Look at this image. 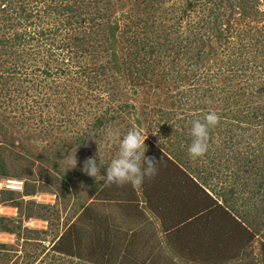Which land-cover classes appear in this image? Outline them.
I'll list each match as a JSON object with an SVG mask.
<instances>
[{
  "label": "rangeland",
  "instance_id": "rangeland-1",
  "mask_svg": "<svg viewBox=\"0 0 264 264\" xmlns=\"http://www.w3.org/2000/svg\"><path fill=\"white\" fill-rule=\"evenodd\" d=\"M61 1L67 0H14L15 7L24 5L22 13L31 12L32 17L18 22L14 16L19 8H14V14L5 13L10 18L7 25L1 23L0 37L36 35L25 43L20 57H9L0 69L2 132L13 138V153L4 154L5 166L9 177L22 180L24 188L42 190L21 198L25 204H46L56 213L48 217L50 223L35 215L31 219L22 217L23 226L47 230L48 235L35 239L23 231L17 236L0 234V242L12 244L11 253H15L6 261L0 253V264H93L68 256L59 260L52 257L51 250L43 256L57 230L62 231L63 225L77 218L79 203L95 205L96 211L109 215L111 224L117 223L120 232L128 233L126 243L117 250L135 254L139 262L146 259L141 264H205L194 250L213 247L230 238L235 229L240 234L242 224L246 232L240 237L244 244L241 259L227 264H264L260 250L264 245V190L258 193V182L264 177L255 175H264V0H97L94 4L93 0H77L82 4L81 17L72 15L79 10L55 13L52 6ZM79 18L90 22L78 25L74 20ZM90 18L99 24L94 26L99 35L89 33L93 23ZM115 22L118 27L115 38H111L107 26ZM74 36H85V41H74ZM135 40L137 46H132ZM113 41L114 51L110 50ZM91 46H96L95 50ZM199 47L203 50L196 59L195 49ZM15 48L20 52L21 48ZM136 49V68L146 75L143 81L131 86L112 70L105 71L111 67L112 52L125 66L132 58L128 50ZM184 50L188 52L180 53ZM176 52L181 56L176 58ZM11 64L16 72L7 71ZM240 66L245 68L243 76L233 74ZM93 67L98 69L95 83L90 72ZM232 75H238V79ZM243 86L249 89L238 95V88ZM123 102L128 105L122 111L112 107ZM209 112H215L219 120L209 128L207 152L194 159L187 150L191 124L195 119L203 121ZM100 116L109 122L83 138L80 148L75 147L74 140L89 133ZM133 129L146 137V156H167L184 170L185 176L178 177L177 191L169 182L168 172L156 171L154 176L144 178L148 197L143 201L139 185H105L81 171L84 161L98 152L100 174L104 175L118 155L119 138ZM109 130L119 136L106 146L104 136ZM57 149L63 155L54 165L50 159ZM74 158L76 165L72 167ZM163 163L169 167L166 160ZM67 172L77 174L76 182L69 184L72 196H63L61 182ZM230 187L235 194L225 204L222 196ZM123 188L133 191H129L130 204L137 208L129 216L116 201H100L107 198L103 190L115 199ZM174 191L181 202L176 201ZM149 198L157 204L153 213L145 209L150 206ZM2 200L0 196V215L16 217V209ZM217 206L231 216L227 218L229 225L223 222L225 231L217 239L205 236L196 225L191 227L195 220H186L194 216L203 221L205 216L196 214L207 210L208 222H221L223 218L217 213L223 212ZM177 209L181 222L167 224L173 227L169 233L164 218L170 223ZM251 231H255L254 237H250ZM132 235L135 242L130 241Z\"/></svg>",
  "mask_w": 264,
  "mask_h": 264
},
{
  "label": "trees",
  "instance_id": "trees-1",
  "mask_svg": "<svg viewBox=\"0 0 264 264\" xmlns=\"http://www.w3.org/2000/svg\"><path fill=\"white\" fill-rule=\"evenodd\" d=\"M71 2V3H70ZM95 2H97V0H93L92 4H94ZM14 0H0V30H2L1 27V23L7 25V20H9V16H5V13L7 11H10L11 15L14 14V8H19V13H15L16 16H14V18L18 19V22L20 21V19H25L28 20L30 19L31 16V12L29 13H22L25 12L26 8L24 5L19 4L16 7L13 5ZM216 5H218V2H215ZM62 5V6H61ZM81 5L80 3H77V0H71V1H61L59 4L52 6V9L55 11V13L59 14V15H65L64 12L66 13H74V12H79L78 13H74L72 14L74 17L76 16H80L81 17ZM78 18V17H77ZM71 19V18H70ZM91 21H93V23L90 25V29L91 31L89 33L99 35L98 33V29L97 27L95 28L94 26H98L99 24H97L93 18H90ZM86 18H79L74 20L76 23H78V25H80L81 23H85V22H90V21H86ZM117 23L115 22L112 25H108L107 29L109 32V35L111 38H115V31L117 29ZM18 24V23H16ZM40 35H43L44 33L40 32ZM35 35V34H34ZM217 35H222L221 33H217ZM36 36V35H35ZM35 36H27L25 33H21V34H13V36L11 38L8 37H0V69L1 67L7 62L9 57H20V54L23 53V46L25 45V43L27 42H31L32 40H34ZM81 37V36H80ZM223 37V36H222ZM74 41H85V36H82L81 38H79L78 36H74L73 37ZM87 41H89L88 39H86ZM114 40V39H113ZM101 41V40H99ZM137 40L132 41V46H137ZM114 41L110 42V50L114 51ZM99 45V44H98ZM15 46H17V48H21L20 52H17V49L15 48ZM97 46V45H96ZM96 46H91L92 50H95ZM154 48H152V50H150V53H152L154 50ZM195 53V57L194 58H198L199 54L201 53V50H203L202 47H199ZM84 53L86 52L85 50L83 51ZM188 50H184L181 51L180 53H187ZM177 53V52H176ZM4 55H6V58H4ZM128 56H132L131 60H129V62L125 61L123 63H125V66L119 64V61H117L116 58V54L115 52H112V61L111 63V67L107 68L105 71H109L112 70V73H114L115 75L119 76V79H124L127 81L128 84H131V86L136 85L139 81H143L146 77V75H142L141 73L144 71H142L141 69H137L136 65H138V62L136 59V57H138V49L134 50V51H129L128 50ZM181 55H178V53L176 54V58L180 57ZM2 60V61H1ZM180 60V59H179ZM122 63V64H123ZM12 68L7 70V71H11V73L16 72V69H13V65L11 64ZM98 69L97 68H92L90 69V72L93 73V81L94 83L96 82V80L99 78L98 77ZM139 71H141L139 73ZM245 71V68H243V66L237 67L233 74H236V72L239 74H242ZM83 73V71L81 72ZM238 75H235L233 77V79H238ZM205 77V76H203ZM115 81V79H113ZM124 80L122 81L124 86L127 85ZM238 95H244V92L247 91L249 88L248 87H241L238 88ZM197 90V89H196ZM112 98H110L109 102L112 103ZM128 104L126 103H122V104H118L116 107L112 106L115 111H122L127 107ZM253 116L256 115V113H252ZM114 117L111 116V119H113ZM5 119V117H4ZM2 120L0 119V122ZM109 122L108 119H106L104 116H100L98 118H96L95 123L93 124V127L91 129V131L89 133H86L84 135H82V137L76 138L74 140V145L77 148H80L81 144L83 143V138L86 137H90L91 135H94V132H92L94 129L103 126L105 123ZM4 124V122H1V126H0V135L2 134V141L0 140V181H3L5 178L10 176V173L8 171V169L5 166V153H13L11 151V147L13 146V138H7L5 133L2 132L3 130H5L4 127H2ZM63 151L60 149H57V151L55 152V154L52 156L53 160L50 159L52 164H56V160H59V158L61 157V155H63L62 153ZM21 158V157H20ZM37 159L40 161H46L45 157L43 156H37ZM158 161L157 164V171L158 172H162V173H166L168 172L167 176L168 179L170 180V184L174 187L173 189L177 191V189L180 187L177 186V181L180 179L178 178L179 176L184 177L185 176V172L184 170L180 167L177 166V164L172 160H169L167 158V156H163L160 157L159 155L155 158ZM163 160H166L169 163V167H165ZM161 163V164H159ZM184 172V173H183ZM12 173V172H11ZM178 175V176H177ZM256 177L262 178L264 177L263 173H255ZM13 176V175H12ZM11 176V177H12ZM65 181H62L61 183L64 185L65 187V192L63 193L64 195H74V193L70 192L69 189V184H72L74 182H76V178H77V174H74V172H67L63 174ZM177 176V177H176ZM176 178V179H175ZM31 181H35V179H31ZM180 182V181H179ZM122 185V184H121ZM146 183L142 182L138 188L139 191L141 192V197L142 200L145 201L146 198L148 197V192H146L145 189ZM129 187V186H128ZM124 190H122L120 193L117 192L119 194V196L115 199L110 198L109 196L106 195V193H104V190L102 191V193L105 195V197H107L106 199H102L100 201H106V202H113L116 201L117 204L120 207H123L125 210L123 211H127V215L129 216V214H134L132 213L133 211L137 210V208L135 209V206L131 205L130 203L132 202L130 198V192H133L132 190L127 191L126 188H123ZM1 190V189H0ZM259 190H264V178H262V180H259L258 182V191ZM39 191L38 188L36 187H26L24 188L23 186V190L22 192H14V191H7V190H1L0 191V196H2V201L3 202H7L6 206H9L11 208L16 209L17 212V216L16 217H7L4 215H0V234H7V235H21V231H23L26 234H33L34 238L37 239V237H40L42 235H48L47 230H43V229H31L28 227L23 226V220L22 217H26L27 219H31L34 215L37 219H41L43 221H46L47 223H50V217L51 215L55 214L56 212H52L50 209L51 207L49 205L46 204H37L35 202H25L21 199V198H25V196H29V195H33L34 193H37ZM176 191H174L175 194V199L178 202H181L180 200H178L177 198V194ZM21 193L20 197L19 196H15L14 194H18ZM145 193V194H144ZM225 194H220L219 195H223L222 196V201L223 203L227 204L229 199H232V194L234 192V188L230 187V189L226 192H224ZM260 193V191L258 192ZM180 194V193H179ZM76 197V196H74ZM228 197V198H225ZM129 199V200H128ZM150 203L149 208H145L148 209L149 212L153 213L154 211V206L153 205H157L156 203H152V200L149 198L147 199ZM177 203V202H176ZM95 206V205H94ZM94 206H90V205H85V204H78L77 208H78V215L77 218L66 224L63 225L62 227V231L57 230L59 232L55 233V235L53 236V238L51 239V241L49 242L48 245H50V248L46 251V253L43 255L45 256L48 251H52V257L56 256L59 260L60 257H64V256H68L71 258H77V259H81L83 261L86 262H90L93 264H132L134 262H137L138 264L141 263H145L146 259H144L143 261H138V259L135 258V254H131L128 253L127 251H122L119 252L117 250V248L120 250L121 245L126 243V237H128V233H122L120 232V227L117 226V223L111 224L110 221V217H108L109 215L106 214H102L98 211L95 210ZM118 206V207H119ZM34 207L38 208V209H34ZM219 207L220 212L223 213H217V217L218 218H223L221 220V222H217L213 221V222H208L207 219V215L210 214V212H208L207 210L204 211H200L199 213H197V216H205V219L203 221L198 220L197 218H193L194 216H191L189 218H187V222L190 223L191 227L193 225H196L195 227H197L196 229H200V231L204 232L205 236H209L210 238H218V235H220L221 233H223L224 230V226H223V222L227 223V218H231V216L229 215V212L226 213L225 210L222 206H217ZM175 208V207H173ZM177 208H179L181 210V206H178ZM212 208H210L211 210ZM47 210V212H46ZM129 211V212H128ZM167 211V209L164 207V213ZM175 211V212H174ZM215 211V209H214ZM74 212H77V210H75ZM173 219L169 222H167L164 218V225L167 224H177L179 222H181L180 219V215L181 212L177 209V210H173ZM168 219V218H167ZM220 220V219H219ZM195 223V224H193ZM228 225L230 223H227ZM242 224V223H241ZM183 224H179V226H182ZM185 225V224H184ZM168 228L165 229V231L170 230L169 233H172V228L170 225H167ZM177 226V225H176ZM174 225V228L176 227ZM242 226H244L242 224ZM239 225L240 230V234L237 233V229H235V232H232L229 236L230 238L227 239H220L222 241L220 242H216L214 243V246H208L206 245L205 248L203 247H198L196 248V250H194L193 254L196 255L197 258L202 259V261L205 262V264H210V262L212 264H217V262L219 261V263L221 264H227L228 262L232 263L234 261H239L241 259V251L240 248H243V242L241 240V236L242 233L246 232V228L242 227ZM176 233H180V231H178V229H176ZM252 234L250 235V237H254V233L255 231H251ZM117 233V234H116ZM237 233V234H236ZM121 236H120V235ZM189 234L193 235V232H190ZM130 238V237H129ZM230 239V240H229ZM132 240V242H135L134 236L132 235V237L130 238V241ZM41 241V240H39ZM124 242V243H123ZM238 244V245H237ZM11 245V246H10ZM12 244L9 243H4V242H0V253H1V258L3 260H10V254L15 255V253H11L14 250L12 249ZM183 246V244H181V247ZM237 246V247H236ZM240 246V247H239ZM242 246V247H241ZM73 249V250H72ZM235 249L238 250V252H235ZM260 250L263 252L264 255V245H261ZM174 251H178V250H174ZM181 252V250H180ZM177 255V253H175ZM213 254V255H212ZM262 260L264 261V256H262ZM218 263V264H219ZM6 264V263H3Z\"/></svg>",
  "mask_w": 264,
  "mask_h": 264
},
{
  "label": "clouds",
  "instance_id": "clouds-1",
  "mask_svg": "<svg viewBox=\"0 0 264 264\" xmlns=\"http://www.w3.org/2000/svg\"><path fill=\"white\" fill-rule=\"evenodd\" d=\"M218 120L219 117L215 112H209L205 115L203 121L199 119L192 121L190 129L192 139L187 149L192 158L202 157L207 152L209 128L215 126ZM118 136L119 134L116 131H107L104 136L105 145L110 146ZM145 139V135L139 130H129L119 138L118 155L107 165L104 175L100 174L102 164L100 163L101 157L98 152L96 156L89 157L84 161L81 171L95 180L99 178V181H103L105 185L130 183L138 186L145 177L154 176L157 171L158 161L154 157L145 155L147 150V145L144 143ZM72 164V167L76 165L75 158ZM3 181H0V183ZM0 189L5 190L3 188Z\"/></svg>",
  "mask_w": 264,
  "mask_h": 264
},
{
  "label": "built area",
  "instance_id": "built-area-1",
  "mask_svg": "<svg viewBox=\"0 0 264 264\" xmlns=\"http://www.w3.org/2000/svg\"><path fill=\"white\" fill-rule=\"evenodd\" d=\"M0 188L21 192L23 189V182L18 179L6 178L2 183H0Z\"/></svg>",
  "mask_w": 264,
  "mask_h": 264
}]
</instances>
